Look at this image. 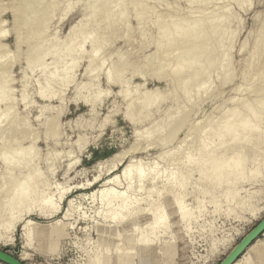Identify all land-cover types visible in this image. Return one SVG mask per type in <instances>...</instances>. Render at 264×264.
Masks as SVG:
<instances>
[{"label":"rangeland","instance_id":"rangeland-1","mask_svg":"<svg viewBox=\"0 0 264 264\" xmlns=\"http://www.w3.org/2000/svg\"><path fill=\"white\" fill-rule=\"evenodd\" d=\"M96 1L0 0V250L23 264H219L264 217V0ZM141 8L147 15L140 19ZM187 15L188 25L216 27L217 39L226 29L233 37L223 49L222 69L198 78L201 88L192 81L188 95L183 79L204 71L205 63L173 73L184 49L178 40L165 46L160 35ZM62 42L73 52L51 55ZM214 45L211 72L221 58ZM36 57L48 69L59 65V77L45 83L44 98L38 93L40 67H28ZM154 94L159 101L141 107ZM247 103L262 108L247 119L255 130L240 145L226 143L216 153L220 162L231 153L244 157L243 175L207 186L186 160L197 159L205 134L210 132L211 144L215 127ZM16 150L21 164L8 167L3 159ZM253 161L260 170L256 179L249 178ZM130 164L148 175L142 189L133 177L123 204L117 198L111 208L103 206L99 191L113 187L122 194L128 181L121 171ZM33 168L35 187L26 179ZM153 176L158 178L151 181ZM174 176L187 178L184 202L192 217L182 220L167 208L165 225L155 232L147 191L163 205L165 197L158 195ZM20 185L34 187L48 202L26 200L13 212ZM228 190L236 193L233 200L224 197ZM124 204L133 212L121 221ZM141 239L147 244H138ZM250 252L254 264H264V231L233 264H247Z\"/></svg>","mask_w":264,"mask_h":264},{"label":"bare ground","instance_id":"bare-ground-1","mask_svg":"<svg viewBox=\"0 0 264 264\" xmlns=\"http://www.w3.org/2000/svg\"><path fill=\"white\" fill-rule=\"evenodd\" d=\"M102 1H103V4L106 3L105 0H99V1L95 2V5L101 4ZM111 1H113V0H111ZM139 1H142V0H139ZM193 1L190 0L191 3H193ZM133 2H135V1H133ZM138 2H135L134 5H132L133 4L132 3L131 5L133 7H137L135 5L138 4ZM109 3H107V4H109ZM241 3L239 4L240 6L242 5ZM243 5L241 8H243ZM142 8H141L142 11L140 12V10H139V13H138V10H136L138 13L137 15L139 16L138 18H140V19L144 18L147 15V11L142 9ZM244 8H246V6ZM189 16L190 15H187L183 18H180L177 21L171 22V24L164 27L162 32L160 33L161 37L164 38L163 42H164L165 46L170 47L177 40L179 41V44L181 46L183 45V48L179 45V48L182 50L184 49V50L180 51L181 53L178 56L179 62L174 65V67H176V71H174L173 73H182V72L186 71L185 69L196 68L199 65L198 63H205L204 71H202L201 73H196L194 75L191 74V76L183 79L184 81H182V83H181V88L183 89V92L185 94L187 93L186 95H188V87H189V84L192 83V81L193 82L196 81L194 83H197L196 85L201 88L202 86H204V84L202 85L201 83H198L199 80H201L203 78L204 79L208 78V76L210 74H216V75L218 74V71L220 69H222L221 68L222 64H224V63H222V62H224L223 59H224V52H225V51H223V49L226 47V45L233 38L232 32L229 33L230 29L225 30L224 37H223L224 39H221V38L217 39L216 27L208 28L207 23H205V24L201 23L199 25L198 24L197 25L196 24L188 25V24H186V22L188 20H190ZM211 33H212V35H211ZM86 41L87 40H84V42H86ZM65 43L64 42L59 43V45H57L52 50L51 55H53L55 57H58L61 54L65 55V56L70 55L71 52H73V50H74V46L72 44H67V43L65 44ZM217 43H218V47L220 49L219 53L221 55V58L218 61L219 67L217 69L214 68L215 70L212 69L213 71L211 72L210 71V64H209V60H210L209 55H210V51H212V48H214V46H215L214 44H217ZM57 62L58 61H55V63H57ZM34 65H38L36 67H40L42 82L39 85V92L38 93H39L40 97L44 98L46 96V94H45L46 89L44 88V87H46L45 83H48L49 80H55L56 77H59V74H58L59 65L55 64V67L48 69V66L43 63V57H36V58L30 59V61L28 63V67H31ZM55 69H56V71H55ZM70 69H71L70 67L65 69V72L61 74L62 79H66L67 73ZM110 75H111L110 73L107 74V80L109 82H112L115 79L113 80V78H111L112 75L111 76ZM200 77H201V79L198 80V78H200ZM63 81H65V80H63ZM197 90L199 91V89H197ZM4 100H5L4 96L0 95V101H4ZM157 101H159V100H157V96H156V94H154V97L152 99L146 98L142 102L141 107H145L146 105L148 106L149 104L152 105V104L156 103ZM127 103H126L127 104L126 115L130 120H132L134 118V114L132 112L134 109V106H133V103H131V101H128ZM230 112H231V114L229 115V118L227 120H225L219 128L215 127V135L213 136V141L211 144H209L207 142V137L210 135V132H207L205 134V136L203 137V139L200 141L199 147H198V152H197L198 153L197 159L191 160V159L186 158L187 159L186 165L190 167V170H193V171L195 170V172H197L199 180L202 181L203 183L205 182L207 186L211 185V186L216 187V186H221L222 184H231V183L235 182V179H239L240 177H242L243 170H244V162H245L244 157L238 156L236 153H234V154L231 153V154H229L228 158L224 162H220L216 156L217 155L216 153L219 150H222L225 147L226 143H228V144L236 143V144L240 145L243 142V140L248 137L249 133H252L255 130V127L252 128L251 126H249L247 119H250V117H252L253 115L258 116L260 113H262V108H259L258 110H254L252 108L251 104L247 103V104H244V107L241 111L233 112L231 110ZM248 113H249V115H248ZM238 131H240L241 136L238 135ZM21 135L23 136V134H21ZM18 136L20 137V134ZM19 150L21 151V149H19ZM19 150H16L14 152L13 157L9 161L6 159H3L4 164L7 165L8 167H13V168L18 167L19 164H21V158H23L22 157L23 154L21 153L22 151L19 152ZM116 166H113V167H116ZM133 166L131 164H130V166L128 165L127 167L124 166L123 167L124 169H122V171H121V175L124 177V179H126L128 181L126 183V186H125V191H123L122 194L120 193V195L117 196L115 194V191H114L112 186H110L112 188L108 187L110 189H107V187H106L105 189H107V190H103L104 189L103 188V189H101V191H99L100 192V200H101V203L103 204V206L111 208L110 207L111 204L117 198H121L122 204H123L125 201L124 195L131 188V179L133 177H136L135 179H138L137 189L138 190L142 189V185H140V184H142V182H144V179L148 175L143 173V171L138 166H136V165H135V167H133ZM132 168H134V169H132ZM35 170H34V168L30 169L29 172L30 171H32V172L28 173V175L26 176V179L28 181V186H34L35 187L34 182L38 179L37 171H35ZM249 170H250L249 178L251 177L253 179H256L260 176L259 165L256 163V161H253L251 163ZM151 171H152V168L149 170V172H151ZM263 173H264V171H263ZM263 173H262V175H263ZM111 176H113V175H111ZM111 176H110V178H111ZM116 177H117V175H116ZM156 178H158V176H153V178H151L152 179L151 181L156 180ZM185 179H187V178H184V177L182 178V177H178V176L168 178L169 187L167 189L165 188L164 191H162L158 195V199L159 198L163 199L165 197L163 199V200H165L163 205H162V203L160 204L159 202L158 203L153 202L154 201L153 193H152L153 191L151 192L148 189L150 192L147 191V193H148L147 194V200L149 202L147 212L153 213L152 214L153 217L151 218L152 219V225L151 226H152V230H155V232H157L161 226L163 227L165 225V223H164L165 222L164 212L167 208H170V209L177 211L179 213L180 219L185 220V221H190V219L192 217V212H191V209L189 208V206L187 204H185V202H184L185 189L187 186V181ZM106 181L108 183V180H105V182H104L106 185H111L109 183L107 184ZM112 181H113L112 185H114V184H116L117 179L115 177L113 179V177H112V180L110 179L109 182H112ZM151 185H152V183H151ZM34 187H24V186L20 185L19 189H18V186H16L15 189L18 192V197H17V202L15 203V206L13 207V212H16L17 207L24 204V202H26V200L31 202V204L36 203V202L41 203V204L46 203L47 198L38 197ZM111 189H113V190H111ZM113 191H114V193H113ZM235 195H236V193L228 190V192H225L224 197L228 200H233L236 197ZM60 198H62V196ZM47 202H48V200H47ZM201 203L203 204L204 201H201ZM215 207H216V204H215ZM122 210H124V212H123L124 214H122L121 221L124 218H128L129 215L133 212L125 204L120 206L119 211L121 212ZM115 216H116V214H115V212H113V215H111V217H115ZM111 234L114 235V232L112 230H111ZM27 235H28V239H29L28 242H29L30 239L32 238L33 232L31 230H28ZM138 244L143 246V245L147 244V241L144 239H141L138 241ZM114 249H113V252L115 251ZM107 252L110 253V250H108ZM243 263L254 264V257H253L251 252L249 253L248 258L244 259Z\"/></svg>","mask_w":264,"mask_h":264},{"label":"water","instance_id":"water-1","mask_svg":"<svg viewBox=\"0 0 264 264\" xmlns=\"http://www.w3.org/2000/svg\"><path fill=\"white\" fill-rule=\"evenodd\" d=\"M264 231V217L250 230L225 256L219 264H233L244 250ZM0 262L3 264H23L7 252L0 250Z\"/></svg>","mask_w":264,"mask_h":264}]
</instances>
